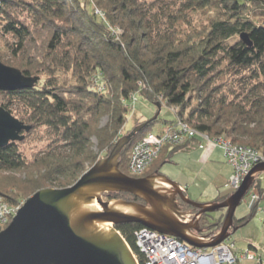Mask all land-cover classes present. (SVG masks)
I'll return each mask as SVG.
<instances>
[{"label":"trees","instance_id":"trees-1","mask_svg":"<svg viewBox=\"0 0 264 264\" xmlns=\"http://www.w3.org/2000/svg\"><path fill=\"white\" fill-rule=\"evenodd\" d=\"M197 13L210 17L193 26L192 15ZM243 33L249 34L252 47L241 41ZM0 37L12 38L13 55L22 61L16 69L40 79L32 89L0 92V107L31 126L25 140L41 128L50 134L47 146L30 160L18 142L0 149V173H32L22 190L14 191L16 197L2 196L9 205H19L25 195L76 183L87 166L99 161L93 137L101 157H108L122 138L119 133L128 123L133 95L152 104L164 101L179 110L177 120L165 122L164 127L182 121L211 138L227 133L233 142L241 141L264 156V0H0ZM224 75L236 80L242 90L232 93L235 99L223 94L229 88L221 82ZM66 76H72V81ZM191 94H196L199 104L187 119ZM104 118L108 123L102 127ZM157 121L123 150L120 170L124 174L129 175L135 145L153 132ZM194 140L202 144L201 139ZM191 143L171 149L162 163ZM151 173L160 174V169L149 170L143 178ZM108 198L143 203L123 193ZM180 203L183 211L191 208ZM258 204L250 216L234 219V228L248 225ZM201 221L205 226L206 217ZM115 228L142 260L135 232L143 227Z\"/></svg>","mask_w":264,"mask_h":264},{"label":"water","instance_id":"water-1","mask_svg":"<svg viewBox=\"0 0 264 264\" xmlns=\"http://www.w3.org/2000/svg\"><path fill=\"white\" fill-rule=\"evenodd\" d=\"M240 39L252 47L249 34H241ZM39 80L0 61V92L32 89ZM155 107L157 113L152 119L122 137L109 156L99 160L75 184L41 190L26 201L11 224L0 232V264H138L114 228L125 224L141 225L201 250L214 249L230 240L237 231L236 211L255 178L264 173V163L257 165L240 189L223 203L194 202L179 184L162 174L141 179L124 174L120 170L122 152L159 118L162 106L157 103ZM31 129L0 107V149L24 141ZM108 193L129 194L143 203L104 201ZM180 201L199 212L191 218L192 213L183 211ZM221 210H227L221 231L212 238L201 237L202 218Z\"/></svg>","mask_w":264,"mask_h":264},{"label":"rangeland","instance_id":"rangeland-1","mask_svg":"<svg viewBox=\"0 0 264 264\" xmlns=\"http://www.w3.org/2000/svg\"><path fill=\"white\" fill-rule=\"evenodd\" d=\"M254 6V5H252ZM97 13L99 11H96ZM26 17V16H24ZM192 25L194 26H201V24H204V21L207 22L208 18L210 15L207 14H202V13H197L192 15ZM10 45H13V40L11 37L8 38H2L0 37V60L2 63L9 67L17 68L21 64V59L15 57L13 55V49L11 48ZM17 66V67H16ZM37 76V75H33ZM45 77V76H42ZM60 77L63 78V73L60 74ZM69 82L72 81V76L68 78L66 76ZM221 82L225 83L228 85L229 88L225 87L224 89V95L227 96L228 100L235 99V96L232 95L233 92L236 94H239L242 92L240 88L238 87V82L236 80L231 79L229 76H223L221 78ZM196 94H191V97L193 98L192 106L190 109L187 110L185 113V117L188 119V116L190 112L197 107L199 104V101L195 98ZM238 102H241V99L237 100ZM161 102V103H160ZM158 103L161 104L162 110L161 114L158 118L157 123H155L152 127V133L158 134L161 132V129L164 127L165 122H173L177 120V113L179 112L178 109H171L167 104L163 103L160 101ZM174 111V112H173ZM157 113V108L155 107V104H152L149 102L147 99H145L141 95L136 96V102H135V108L134 111L130 112L128 123L126 126L120 131L119 136L124 137L132 133V131L142 125V123H139V121H149L152 119ZM228 114V113H226ZM230 115V113H229ZM108 123V119L104 118L102 120L101 126L105 127ZM170 126V125H168ZM191 127V126H190ZM151 131V129L148 128V132ZM141 133V132H140ZM138 133V134H140ZM151 134V133H150ZM147 137V136H146ZM224 138L227 142L231 143L232 145H239L242 147H246L241 145V141L233 142L234 137H230L227 133H223L222 136L220 137H213V139H219V138ZM142 137H135V141L133 142L136 143ZM50 139V134L47 132L45 128H41L37 130L34 134L27 135L26 140L22 142H18V146L22 154L27 158V159H32L35 154H37L39 151L43 150L47 144L49 143ZM133 139V140H134ZM246 139L242 140L245 141ZM192 141L191 144L188 146L183 147V150L189 149L190 147L194 146L197 144V140L195 141L194 139H185L184 142L181 144L186 145L187 142ZM92 143H93V151L94 153L99 157L98 160L104 159L102 158L98 149V141L96 137L92 138ZM204 143V141H202ZM137 145V144H136ZM135 145V146H136ZM206 147H213V145L205 143ZM134 146V145H132ZM132 146L129 148L127 155L129 156L131 154ZM176 146L180 145H175L171 143H166L161 146V151L159 152L158 156L156 157V163L154 166L149 169L150 171H154L156 168L160 169V172L162 175L168 177L170 180L173 182L179 184L180 186L183 187H188L189 190V197L192 201L194 202H199L203 204L206 200H214L210 203H223L225 202L231 195H233L235 192L232 189V187L229 184L230 178L227 176L226 169L231 168L230 164L225 160L222 162V164L214 163L213 165L210 164L208 167L202 163L198 162L197 156L192 153L193 150L191 151H178L177 153L173 154L170 157V162L168 163H162L170 154L171 149H175ZM249 148V147H246ZM197 149V148H195ZM252 149V148H251ZM134 150V149H133ZM164 151V153H163ZM222 151V150H221ZM256 151V150H255ZM133 153V151H132ZM162 154V158L159 160L158 157L159 155ZM110 154V153H109ZM132 156V155H131ZM154 160V161H155ZM153 164V163H152ZM130 165V163H129ZM87 169L89 170L90 167L87 166ZM232 169V168H231ZM148 170V171H149ZM147 171V172H148ZM264 174V173H263ZM262 174L258 175L255 178V181L252 185V190L254 187L258 189V185H260V180H258L261 177ZM32 176V173L26 170L19 171V172H4L0 173V204H7L11 209H20L28 199H30L33 195H25L23 198L20 199V202L18 203L19 205H9L5 200L2 198L10 195L13 197L15 196L14 191H21L25 183L23 181L29 179ZM35 176H38L35 174ZM130 176V175H129ZM232 176V175H231ZM131 177V176H130ZM263 177V176H262ZM136 178V177H134ZM143 177H139L137 179H141ZM64 182L67 181L68 179H62ZM79 180V179H78ZM74 183V182H73ZM43 184V183H40ZM75 184V183H74ZM18 189V190H17ZM49 189V188H48ZM50 189H58V188H50ZM259 194L261 197L264 194V189L263 191H259ZM28 194V193H27ZM108 194H105L103 196L104 201H113V199L108 198ZM5 195V196H4ZM224 198V200H221L220 202H217V198ZM6 198V197H5ZM264 199V198H263ZM209 202V201H208ZM260 202V201H259ZM251 205L252 201L248 197V193L244 200L242 201L241 205L238 207L236 214H235V219L241 220L245 217L250 216L252 210H251ZM191 207V206H190ZM193 210V211H192ZM187 213H192L193 218L199 211L197 209H194L191 207L190 209L184 210ZM198 211L196 214L195 212ZM227 214V210H221L217 213H214L211 215V217L206 218V224L205 226L202 225L201 221V229L205 230V233L203 235H200L201 237H207L210 238L209 235L214 234L215 236L221 231V228L223 226L225 217ZM204 216L203 218H205ZM202 218V219H203ZM10 222V219L6 223H1V229L0 232L5 230L8 226H6ZM12 222V221H11ZM217 225H221V227L217 228ZM6 226V227H5ZM254 224H248L247 226L239 229L235 233L232 234L230 237L231 242L236 244V247L238 248V252H240L242 249H244L246 245V239L249 237V233H252V227ZM219 229V230H218ZM218 230V231H217ZM246 261V260H243ZM251 262V261H250ZM254 264V262H252ZM242 264V262H241Z\"/></svg>","mask_w":264,"mask_h":264},{"label":"built area","instance_id":"built-area-1","mask_svg":"<svg viewBox=\"0 0 264 264\" xmlns=\"http://www.w3.org/2000/svg\"><path fill=\"white\" fill-rule=\"evenodd\" d=\"M97 14L101 15L99 12ZM120 32L116 30V33L120 34ZM135 102L136 95H133L128 102V109L131 112L134 111ZM196 138L223 149L226 161L233 168L229 184L234 192L240 189L257 165L264 163V156L254 149L232 145L223 137L213 139L208 135H202L188 123L179 121L175 125L164 127L158 134H149L134 147L129 175L133 178L143 177L158 156L163 144L181 145L185 139ZM248 197L252 201L251 208H253L264 198V194L261 197L258 189L254 187L248 192ZM96 206L101 210L97 203ZM18 211L19 209H11L7 204H0V222L6 223L9 219H13ZM110 226L114 227L112 224ZM118 233L121 234L119 231ZM135 239L139 256L143 258L141 260L133 253L138 264H241L243 260L254 262V264H264L252 249L238 252L235 243L231 241L214 249L201 250L187 245L176 237L144 227L135 232Z\"/></svg>","mask_w":264,"mask_h":264},{"label":"crops","instance_id":"crops-1","mask_svg":"<svg viewBox=\"0 0 264 264\" xmlns=\"http://www.w3.org/2000/svg\"><path fill=\"white\" fill-rule=\"evenodd\" d=\"M191 150L193 151L192 153H189V154L190 155L193 154L194 156L196 155L198 158V162L206 165L207 167L210 164L213 165L214 163L222 164V162L226 160L222 149L217 148L215 146L207 148L205 145V142L202 144L197 142L196 145L190 147L189 149L182 150V151L188 152ZM231 168L227 167L226 169L228 177H231V175L233 174V168L232 169ZM260 185H261V188L264 189V174H262L260 177ZM181 187L186 192L187 197H189L190 193H189L188 187L187 188L183 186ZM212 201L214 200H206L203 204L210 203ZM252 223L254 224V226L252 227V233H249V236H248L249 238L246 239V245L244 246L245 248L242 250L252 249V251H254L260 257V259L264 262V199H262L259 202L257 213L255 217L250 221L249 224H252ZM237 250L238 248L236 247V251ZM242 264H253V263L250 261H242Z\"/></svg>","mask_w":264,"mask_h":264},{"label":"flooded vegetation","instance_id":"flooded-vegetation-1","mask_svg":"<svg viewBox=\"0 0 264 264\" xmlns=\"http://www.w3.org/2000/svg\"><path fill=\"white\" fill-rule=\"evenodd\" d=\"M153 174H156V173H151V174H149L148 176H150V175H153ZM159 174V173H158ZM160 174H161V172H160ZM147 176V177H148ZM184 193H185V195L187 196V194H186V192L184 191ZM181 202V201H180ZM183 203V202H182ZM181 204V203H180ZM193 211V210H192ZM195 214H196V212H195ZM206 216V218H209V217H211V215H205ZM119 226H121V225H119Z\"/></svg>","mask_w":264,"mask_h":264}]
</instances>
